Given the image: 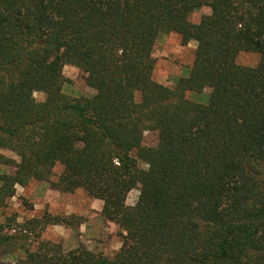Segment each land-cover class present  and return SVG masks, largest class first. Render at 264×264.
<instances>
[{
  "label": "trees",
  "instance_id": "trees-1",
  "mask_svg": "<svg viewBox=\"0 0 264 264\" xmlns=\"http://www.w3.org/2000/svg\"><path fill=\"white\" fill-rule=\"evenodd\" d=\"M172 33L197 43L173 88L149 56ZM243 52L258 63L239 64ZM68 65L88 67L94 96L64 92ZM206 89V103L187 98ZM0 166L15 168L0 173V208L17 186L46 181L103 201L127 233L112 255L33 249L48 226L81 220L0 217V264H264V0H0Z\"/></svg>",
  "mask_w": 264,
  "mask_h": 264
},
{
  "label": "rangeland",
  "instance_id": "rangeland-1",
  "mask_svg": "<svg viewBox=\"0 0 264 264\" xmlns=\"http://www.w3.org/2000/svg\"><path fill=\"white\" fill-rule=\"evenodd\" d=\"M209 8H202L191 14L190 20L198 23L201 17L209 14ZM196 42L182 45L181 37L172 33L159 38L150 57L156 60L154 79L156 82L168 87H175L180 78L189 74L193 65ZM259 61L257 54L243 52L238 57L239 64L243 66H255ZM64 75L67 83L64 92L74 99L90 98L96 91L87 84L88 67L77 68L65 66ZM210 89L203 93H187V98L196 102L206 103ZM34 97L37 102L45 100L42 89L35 91ZM158 144V135L155 132H147L144 137V145L155 147ZM4 154L19 161V158L11 151ZM139 167L146 169L147 165L140 162ZM62 166L58 165L51 178V182L57 181L62 172ZM14 167L0 166V173L13 174ZM51 182L32 181L27 186H17L16 195L9 199L0 208V217H14L18 223L24 219L37 218L45 212L54 216H76L81 220L77 227L54 225L48 226L39 233V238L31 237L29 243L35 249L38 241H49L61 244L66 250H73L80 244L90 250L112 255L123 245L127 233L121 230L114 222L109 221L102 215L103 201L95 199L83 190L78 189L73 193H63L53 187ZM141 197V191L134 189L127 197V205L134 206ZM23 256V253H19Z\"/></svg>",
  "mask_w": 264,
  "mask_h": 264
}]
</instances>
